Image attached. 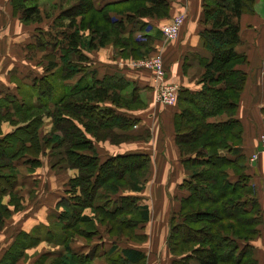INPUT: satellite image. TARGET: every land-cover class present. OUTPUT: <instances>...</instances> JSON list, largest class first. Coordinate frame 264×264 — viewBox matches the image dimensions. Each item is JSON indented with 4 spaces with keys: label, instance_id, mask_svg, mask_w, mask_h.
I'll return each instance as SVG.
<instances>
[{
    "label": "trees",
    "instance_id": "trees-1",
    "mask_svg": "<svg viewBox=\"0 0 264 264\" xmlns=\"http://www.w3.org/2000/svg\"><path fill=\"white\" fill-rule=\"evenodd\" d=\"M31 1L35 3L13 2L22 10L23 23L40 19L38 4L35 0L28 2ZM169 1L123 0L118 11L128 12L124 16L126 22L145 16L160 18L167 15ZM255 1L202 0L200 23L203 28L198 31V36L211 52V58L204 64L198 89H176L178 109L172 121L174 142L182 157L181 164L191 172L179 184L187 194L180 198L179 209L169 220L166 245L169 253L177 257L171 264H257L252 242L260 235L262 209L247 173L251 162L241 149L242 125L235 117L246 81V72L237 66L247 61L246 55L235 49L241 41L239 19L243 13L254 12ZM109 7L95 9L92 0H77L75 7L68 8L65 16L54 17L50 29L39 31L35 43L29 47L44 49L49 63L56 65L60 62L63 78L84 68L80 62L69 60L68 56L74 51L79 61L84 59L77 51L83 34L91 47L111 41L128 51V58L147 56L146 41H135L132 33L127 37L119 35L123 21L111 20ZM38 83L39 86L35 83L32 88L28 86L31 90L24 96L30 98L33 94L39 106L27 104L24 96L21 99L8 94L3 97L2 106H10L12 113L4 109L0 121L14 114L24 125L16 126L0 139V147L5 150L0 152V199L11 188L15 179L13 161L22 152L33 156L27 160L29 171L39 164L36 160L39 152L37 131L43 114H46L52 124L47 132L49 136L43 141L44 145L54 142L57 148L58 157L53 158V165L64 164L63 167L76 172L67 181L71 202L62 201L61 219L66 235L70 233L67 229L72 235L88 230L92 219L81 212L89 207L97 220L107 223L109 231L131 236L132 228L146 219V207L135 204L134 222L126 220L125 209L110 211L104 205L122 186L132 191L140 190L149 159L146 154L135 153L110 156L101 161L92 142L85 136L88 132L95 140L107 137L115 143L120 137L116 136L113 127L126 130L134 125V120L91 103L107 99L115 107H131L132 93L129 98L124 96L125 81L121 77H104L81 88H67L56 100L52 99V87L48 82L46 86L40 85L41 80ZM51 103L50 108H44ZM215 117L226 119L211 120ZM120 136L121 140L130 137L126 134ZM14 137L18 140L14 141ZM122 198L131 201L133 197ZM96 200L102 201L93 206ZM16 205L19 206L15 202ZM0 208L3 210L1 205ZM115 212L120 215L116 227ZM24 245L18 237L15 239V251L10 254L12 260ZM73 260L81 264L86 262L77 257Z\"/></svg>",
    "mask_w": 264,
    "mask_h": 264
},
{
    "label": "crops",
    "instance_id": "crops-1",
    "mask_svg": "<svg viewBox=\"0 0 264 264\" xmlns=\"http://www.w3.org/2000/svg\"><path fill=\"white\" fill-rule=\"evenodd\" d=\"M35 1L37 4L39 2L37 9L40 19L23 23L21 8L16 7L12 0H0V115L4 113V109L12 113L10 106H2L6 94L21 99L31 90L28 86L31 87L33 83L39 86V80L42 86H46L48 82L52 87V99L56 100L67 88H81L91 81H99L108 76L121 77L126 83L124 96L129 98L132 93L131 107H115L107 99L91 103L108 107L113 113L134 120V125L126 130L113 127L116 136L120 137L119 142L115 143L107 137L95 140L88 132L85 136L92 142L93 150L101 161L115 155H147L148 167L140 190L132 191L127 186H122L104 205L110 211L125 209L126 220L134 222L135 204L143 205L146 207L147 217L132 228L131 236H125L109 231L107 223L97 220L93 211L85 207L81 213L92 219L91 226L83 234L72 235L70 229H67L70 233L66 235L62 225L64 221L61 219L62 201L67 199L71 202L67 181L76 172L63 167L64 164L53 165V158L58 157L57 148L54 142L44 145L43 141L44 137L49 136L47 132L52 122L49 116L43 114L42 124L37 131L39 152L36 160L39 164L29 171L27 160L33 156L22 152L13 161L15 179L11 188L0 199L3 207V210L0 208V264H59L60 259L61 264H81L73 260L76 257L86 261L82 264H171L177 257L169 253L166 245L169 220L177 213L180 198L187 194L179 184L191 172L181 164L182 157L174 142L172 121L178 109L176 103L162 105L153 100L151 72L127 65L125 61L128 51L113 45L111 41L91 47L86 34H83L81 43L77 45V51L84 59L79 61L74 51L68 55L69 60L80 62L84 68L63 78L60 63H49L44 49L29 47L35 43L38 32L45 29L44 21L47 19L43 14L44 1ZM122 1L92 0V5L95 9L110 5L108 16L111 20L123 21V30L119 31V35L127 37L132 33L135 41H146V55H160L165 80L175 84L177 90L198 89L204 64L211 58V52L203 46L198 36V31L203 28L200 23L202 0H170L166 16L138 17L127 22L124 16L128 12L118 11ZM53 2L58 4L59 0ZM260 2L262 0L255 1L253 13H243L239 19L241 41L235 49L245 54L247 61L237 66L246 72V81L235 117L242 125L241 149L251 162L247 173L262 209L260 235L253 240V246L257 264H264V153H257L256 159L252 160V155L260 149L259 137L264 131V7L259 6ZM53 12L51 8L49 13L52 15ZM174 15H182V23L176 37L165 40L160 26L168 23ZM32 49H35L34 52ZM24 100L33 106L40 105L33 94L30 98L24 96ZM51 105L52 103L45 105L44 108H50ZM223 119L226 117L211 120ZM22 125L24 122L19 121L14 114L8 119H2L0 139L4 134L11 133L16 126ZM77 125L81 128L80 124ZM121 134L130 137L121 140ZM45 190L49 191L47 198L33 204L35 197H38L37 192ZM123 196L133 198L129 201ZM101 201H94L93 206ZM15 202L19 205H16L17 208ZM115 213L116 227L120 215ZM17 237L25 245L12 260L10 254L15 251L13 243Z\"/></svg>",
    "mask_w": 264,
    "mask_h": 264
},
{
    "label": "built area",
    "instance_id": "built-area-1",
    "mask_svg": "<svg viewBox=\"0 0 264 264\" xmlns=\"http://www.w3.org/2000/svg\"><path fill=\"white\" fill-rule=\"evenodd\" d=\"M182 15H174L170 21L160 26V32L165 40L176 37L179 26L182 23ZM125 63L132 67L147 69L153 78V100L162 105H172L176 99V85L165 80V72L162 66V59L158 54L143 56L142 58H128ZM260 150L264 153V131L259 137ZM257 153L252 155L256 159Z\"/></svg>",
    "mask_w": 264,
    "mask_h": 264
},
{
    "label": "rangeland",
    "instance_id": "rangeland-1",
    "mask_svg": "<svg viewBox=\"0 0 264 264\" xmlns=\"http://www.w3.org/2000/svg\"><path fill=\"white\" fill-rule=\"evenodd\" d=\"M15 1H18V0H12V2H15ZM43 1H44L43 2V7H45L43 14L45 15L44 18H47L44 21V23H45V29H43V30H48L49 28H51L52 27V24H53L54 17H56L57 15L65 16V12H69L68 11V8L75 7L76 2H77V0H59V3L57 4L56 2L55 3L53 2L54 0H43ZM27 3H35V2L34 1H31V2H27ZM38 5H39V2H38ZM259 6L260 7H264V0H262V2H260ZM51 8H52V10H54V12L52 13V15L49 13ZM45 13H47V15ZM75 19H78V16H76ZM49 23H51V24L48 26ZM133 59H135V58H133ZM13 140L15 141V140H18V139L14 137ZM4 151L5 150L0 147V152H4ZM260 152L261 151H258L256 153H260ZM40 173H41V171L38 174H40ZM48 192L49 191H47V190L41 191V192H37V196H38L37 198H38V200L35 197V199H34V201L32 203L33 204H36L39 201L45 200L47 198V196H48L47 195ZM28 195H30V191L28 192ZM252 245H254L253 242H252ZM253 249L255 251V246H253ZM254 255H255V252H254Z\"/></svg>",
    "mask_w": 264,
    "mask_h": 264
}]
</instances>
